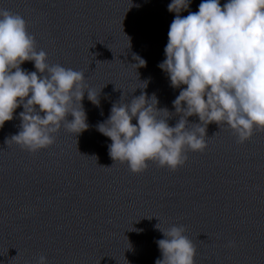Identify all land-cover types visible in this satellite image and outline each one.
Listing matches in <instances>:
<instances>
[{
  "label": "clouds",
  "instance_id": "9594fccd",
  "mask_svg": "<svg viewBox=\"0 0 264 264\" xmlns=\"http://www.w3.org/2000/svg\"><path fill=\"white\" fill-rule=\"evenodd\" d=\"M190 3L168 4V11L176 15L168 31L166 58L158 65L171 87L181 89L172 102L174 113L158 108L155 94L141 92L126 102L123 94L98 125L112 142L110 158L126 163L133 174L146 171L149 162L176 171L189 152L207 148L212 123L230 130L237 144L264 133V0H227L223 6L220 0H202L198 11L182 16ZM134 59L138 67L145 66V60ZM26 61L34 62L36 71L22 69ZM85 93L99 105V95L83 71L48 63V54L37 50L25 18L0 9V128L23 106L20 130L6 138L7 145L14 143L34 154L52 146L62 127L73 134L86 130ZM173 115L179 119L170 126ZM193 116L198 123L189 122ZM155 228L164 237L156 241L162 258L155 264H195L197 248L184 225L162 228L160 221ZM37 264H47V257L40 255Z\"/></svg>",
  "mask_w": 264,
  "mask_h": 264
}]
</instances>
